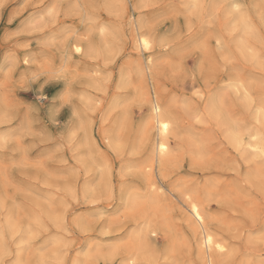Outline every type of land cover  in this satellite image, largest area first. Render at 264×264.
Listing matches in <instances>:
<instances>
[{"label": "rangeland", "instance_id": "1", "mask_svg": "<svg viewBox=\"0 0 264 264\" xmlns=\"http://www.w3.org/2000/svg\"><path fill=\"white\" fill-rule=\"evenodd\" d=\"M263 19L264 0H3L4 264H72L89 249L100 250L94 264H106L115 245L107 264H208L184 206L191 200L227 247L214 264H259ZM137 33L151 52L137 48ZM154 97L174 121L160 161L148 124Z\"/></svg>", "mask_w": 264, "mask_h": 264}, {"label": "bare ground", "instance_id": "2", "mask_svg": "<svg viewBox=\"0 0 264 264\" xmlns=\"http://www.w3.org/2000/svg\"><path fill=\"white\" fill-rule=\"evenodd\" d=\"M189 1V0H188ZM194 1V0H193ZM202 1V0H201ZM190 5V4H189ZM201 5V4H200ZM194 7V5L192 6ZM196 8V7H195ZM197 11V10H196ZM242 16V15H241ZM133 18V17H132ZM242 20H243V17H242ZM264 20V19H263ZM234 27V26H233ZM237 27V26H236ZM138 28V27H137ZM235 28V27H234ZM234 28L232 29V31L234 30ZM247 28V27H246ZM236 30V29H235ZM231 31V30H230ZM246 31V30H245ZM140 32V31H139ZM249 32V30H248ZM247 32V33H248ZM252 33V32H250ZM243 34V33H242ZM251 35V34H250ZM249 35V36H250ZM148 40L149 41V44H150V47H147L145 48L144 47V40ZM153 41V40H152ZM241 41V40H240ZM236 43L238 44V42L236 41ZM240 43V42H239ZM136 44H137V48L139 50H141L143 53H149L151 52V49H152V42H151V39L149 38V36L147 37V35L145 34H142V33H137L136 35ZM246 45V43H244ZM248 45V44H247ZM76 47H80L82 49V52L80 53H83L85 51V46L81 43V42H76L74 45H73V50L75 51V48ZM108 48V47H107ZM238 48V47H237ZM134 49V48H133ZM241 49V47H240ZM251 49V48H250ZM250 53V52H249ZM152 60H149L147 61V66H148V69L150 71V65H152ZM146 71V70H145ZM139 74L141 75V77H143V71L140 69L139 70ZM153 72V71H152ZM121 74V73H120ZM143 75V76H142ZM152 82V81H151ZM143 87V86H141ZM148 92V91H147ZM120 102V101H119ZM216 102V101H215ZM218 102V101H217ZM117 105V104H116ZM119 105V104H118ZM168 107V106H167ZM256 113V111H255ZM258 113V112H257ZM260 113V112H259ZM258 113V114H259ZM262 113V112H261ZM224 114V113H223ZM215 115V114H214ZM224 116L226 117V115L224 114ZM264 116V115H263ZM173 117V116H172ZM151 120L148 122V124H151L157 131V141H156V144H155V149H156V152H157V155H158V160L160 161V157L161 156H164L166 154L169 153L170 151V142H169V135L171 134V131L173 129V125H174V121L172 120V118L166 113V109L165 107L160 103V101L158 100L157 97H154L153 101H152V117H150ZM222 118V117H221ZM228 118V117H227ZM226 118V119H227ZM230 119V118H228ZM227 119V120H228ZM260 120V119H259ZM261 122V121H260ZM263 123V122H262ZM83 124V123H82ZM164 124H167L168 125V128L165 129L163 127ZM231 124V123H230ZM235 124V123H234ZM237 124V123H236ZM235 124V125H236ZM260 124V123H259ZM224 125V124H222ZM238 125V124H237ZM236 125V127H237ZM263 126V125H262ZM120 127V126H119ZM250 127V126H249ZM235 128V126H234ZM251 128V127H250ZM250 128H247V129H250ZM242 130V129H241ZM241 130H237L235 129V133L233 134L232 136V140H235L238 141V138L237 136H239V132H241ZM229 131V130H228ZM227 131V132H228ZM248 131L250 130H247V134L249 133ZM233 132V130L231 131ZM230 132V133H231ZM257 132H259L257 130ZM88 133V136L91 137L92 136V130H89L87 131ZM251 133V132H250ZM256 133V131H255ZM241 134V133H240ZM257 134V133H256ZM259 134V133H258ZM229 135V134H228ZM261 135V134H260ZM231 136V135H230ZM243 136V135H242ZM254 136V135H253ZM258 136V135H256ZM252 137V134L250 136V138ZM240 139V138H239ZM243 139V138H241ZM252 139V138H251ZM256 139V138H254ZM262 141L264 142V140L262 139ZM261 141V142H262ZM232 142V141H231ZM262 142V143H263ZM195 143V142H194ZM243 142H240V145H243L241 144ZM261 143V144H262ZM239 144V143H238ZM264 144V143H263ZM235 145V144H234ZM255 145V144H254ZM236 147V146H235ZM151 158V157H150ZM172 158V157H171ZM163 159V158H162ZM161 159V160H162ZM158 161V162H159ZM149 163V162H148ZM164 163V162H163ZM161 165V162L158 163ZM155 167L152 163L151 164H148L147 167H145V169H150L151 167ZM134 167V166H133ZM153 167L151 170H153ZM90 171V170H89ZM153 173V171L151 172ZM147 176V175H146ZM123 178V177H122ZM155 181V180H154ZM103 183V182H102ZM155 186V183L153 182L152 183V188ZM108 187V186H107ZM159 187V186H158ZM92 188V187H91ZM95 188V187H94ZM154 189V188H153ZM158 191H161L162 189L161 188H158L157 189ZM89 190H87L88 192ZM93 191V190H91ZM107 191V190H106ZM168 191V189H167ZM170 191V190H169ZM142 192V191H141ZM171 192V191H170ZM138 193V192H137ZM160 194V193H159ZM91 195V194H90ZM137 195V194H136ZM170 195V194H169ZM186 199V198H185ZM87 200V199H86ZM133 201V199H131ZM138 200V198H137ZM129 201V200H128ZM134 204V203H133ZM184 206H187V212L189 213V215L191 216V219L195 222V224L197 225L198 229H200L202 231V235H203V238H202V242H201V256H202V261H204V259H206V256L205 254H207V259L206 261L208 262V264H214L215 262H217V259L218 258L217 256H220V255H223L224 252L227 251V247L222 243L220 242V240L218 241L215 236L209 231V229L207 228L206 224H207V218L205 216V213L202 209V206L201 204L198 202V201H195V200H191L187 205H184ZM145 207V206H144ZM188 215V216H189ZM36 220V219H35ZM12 222V220L10 221ZM15 222V221H14ZM8 224V223H6ZM11 225H14V223L12 222ZM16 225V224H15ZM14 225V226H15ZM7 228L10 229V226H6ZM13 227V226H12ZM2 236V235H1ZM217 245H219L220 247L218 248ZM199 248V247H198ZM206 250V253L205 251L203 250ZM221 249H223V251H221ZM42 254V253H41ZM229 254V253H228ZM41 256V255H40ZM136 257V256H135ZM42 260V259H41ZM134 261V260H133ZM205 263V261H204ZM218 263V262H217Z\"/></svg>", "mask_w": 264, "mask_h": 264}, {"label": "snow or ice", "instance_id": "3", "mask_svg": "<svg viewBox=\"0 0 264 264\" xmlns=\"http://www.w3.org/2000/svg\"><path fill=\"white\" fill-rule=\"evenodd\" d=\"M0 7H3V0H0ZM196 7H199V5H197ZM240 5L237 4L235 6V11L239 12L240 10ZM49 16L53 15L52 12H49L48 13ZM103 29H101V32L103 33ZM249 31H251L249 29ZM56 41L55 40H50V41H46V44L48 45H55ZM61 43H64L63 41H61ZM217 43H219V40L217 41ZM144 47L147 48V47H150V44H149V41L146 39L144 40ZM75 52L77 53H80L82 52V49L80 47H76L75 48ZM13 64L15 63L14 60L11 61ZM25 63H28L27 60H25ZM9 71H11V69H9ZM262 111H264V109H262ZM212 112L213 114H215L216 112V108L215 106L213 107L212 109ZM163 127L165 129L168 128V125L167 124H164ZM7 143V139H4V140H0V146H2L3 144H6ZM120 145H117V148H119ZM132 168L131 166L129 167V171H131ZM61 217L57 216L54 223H56V226L57 227H61ZM82 230L84 231H87L88 228L87 227H84ZM153 235H155V233H153ZM132 240H134V237H130L129 238V241H126L125 243H130ZM260 242L262 244H264V237H261V240ZM65 247H67V243H65L64 245ZM217 247L219 248L220 246L217 245ZM119 250H120V245H115L113 247H111L108 251H107V254H106V264H107V260L111 259L112 257H114L115 255H117L119 253ZM221 251H223V249H221ZM100 254V250L99 249H89V251L85 254V259L83 260H75L72 262V264H94V257L98 256ZM6 255V252L0 248V264H4V257ZM9 264H11V262H9ZM60 264H63V262L61 261ZM132 264H135V261L132 262ZM259 264H264V256H262L261 260L259 261Z\"/></svg>", "mask_w": 264, "mask_h": 264}]
</instances>
